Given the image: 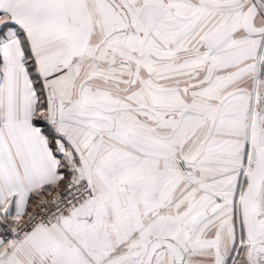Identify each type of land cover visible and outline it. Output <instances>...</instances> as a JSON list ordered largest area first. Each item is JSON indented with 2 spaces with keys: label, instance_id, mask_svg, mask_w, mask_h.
Returning a JSON list of instances; mask_svg holds the SVG:
<instances>
[{
  "label": "snow or ice",
  "instance_id": "1",
  "mask_svg": "<svg viewBox=\"0 0 264 264\" xmlns=\"http://www.w3.org/2000/svg\"><path fill=\"white\" fill-rule=\"evenodd\" d=\"M0 264H264V0H0Z\"/></svg>",
  "mask_w": 264,
  "mask_h": 264
}]
</instances>
